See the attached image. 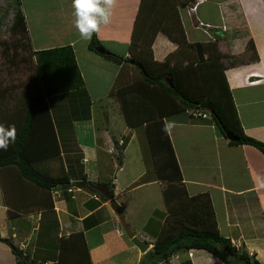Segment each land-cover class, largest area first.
Returning a JSON list of instances; mask_svg holds the SVG:
<instances>
[{"label": "crops", "instance_id": "1", "mask_svg": "<svg viewBox=\"0 0 264 264\" xmlns=\"http://www.w3.org/2000/svg\"><path fill=\"white\" fill-rule=\"evenodd\" d=\"M19 1L32 49L40 51L70 46L83 78L81 89L59 100L64 101L65 105L60 103L61 110L57 109V97L52 103L56 115L57 110L60 113L65 108L64 115L71 118V138L62 142L61 147L63 145L68 149L71 157L80 156L79 163L87 181L112 184L113 200L121 198L126 192L135 191L138 186L134 185L145 169L126 174V180L118 186L116 183L120 177L112 180L114 168L126 161L124 157L131 153L138 156V149L132 144L135 129L126 126L120 104L113 95L117 87L138 79V76L132 77V66L118 64L88 50L89 41L81 39L75 28L72 0ZM141 1L115 0L110 22L101 24L99 31L93 34L105 50L126 59L130 57L129 47ZM196 2V18L221 29L218 30L217 38L218 48L223 54L222 62L225 58H233V61L234 58L244 59L235 62L230 60L228 66L224 65V75L244 134L264 143V0H190L180 9L189 43L206 40L200 31L193 28L192 21L184 13L185 8ZM9 15L12 18L11 10ZM249 42L255 50L256 60L250 58L253 52L247 49ZM176 49L177 45L159 32L152 44L153 59L163 62ZM79 55L100 69L108 70L103 87L102 75L94 78V85L85 83ZM84 104L89 110L87 115ZM177 115L166 117L164 122L187 196L207 195L219 233L229 238L237 249L246 251L260 264H264V155L249 145L230 146L211 119L192 116L179 119ZM118 128L122 129V133L117 139L113 132ZM47 169L51 172L57 169V161L47 165ZM119 171L125 173L127 164H123ZM140 185L160 187L159 204L154 206L146 223L137 231L130 227L124 214L136 238L148 244L144 253L132 242L128 245L122 240L121 233L116 234L113 230L94 232L105 223L104 218H110L109 214L104 217L102 213L110 201L102 202L98 196L80 187L71 193L56 187L51 191L53 210L16 212L13 218L7 214L8 208L0 187V239L11 240L14 246L23 250L28 263L53 264L58 238L81 231L92 264H110L107 262L119 255L120 250L123 251L121 253L129 252L133 255V264H139L152 249L157 236L166 228L168 209L172 205L166 204L163 191H166L170 202L174 200L175 191H180L174 186L168 187L166 181L158 180L156 174ZM32 189L34 197L37 190ZM55 191L59 197L55 196ZM96 202H99L98 206ZM12 203L16 207L33 206L18 200ZM127 203L123 200L120 208L122 205L127 206ZM30 247L32 253L37 249L39 254L34 256L38 258L33 254L27 257ZM182 258L189 259L192 264H223L201 249L174 254L167 264H180ZM0 264H16V257L10 247L1 241Z\"/></svg>", "mask_w": 264, "mask_h": 264}, {"label": "trees", "instance_id": "2", "mask_svg": "<svg viewBox=\"0 0 264 264\" xmlns=\"http://www.w3.org/2000/svg\"><path fill=\"white\" fill-rule=\"evenodd\" d=\"M9 1L12 22L8 40L1 42L5 46L2 54L6 61L15 63L18 60L32 71L14 103L0 107V125L6 128L14 125L17 130L15 143L10 144L7 151L0 150V187L9 218L15 217L16 212L53 210L51 191L56 187L65 191L80 187L98 196L102 202L113 200L112 184L87 181L79 163L80 156L71 157L69 150L61 147L62 142L71 138V118L64 115L65 108L60 113L57 110L56 115L53 100L57 97V109L61 110L64 101L59 100L84 85L73 49L62 46L34 51L20 1ZM189 1L142 0L128 59L107 50L103 55L99 54L96 49L102 46L94 35L87 45L89 51L118 64L129 65L134 61L142 66L143 72L130 64L138 71V79L117 87L113 95L120 104L126 126L133 129L143 127L157 179L166 181L168 187L180 189L175 191L172 202L163 191L166 204L172 205L168 209L166 228L139 264H167L174 254L190 249L204 250L223 264H260L219 233L207 195L187 196L166 131V117L187 110H200L207 115L202 119H211L223 136L230 132L239 138L236 142L227 139L230 146L249 145L264 155V143L245 135L239 122L224 75L219 36L213 42L189 43L186 39L180 9ZM213 31L214 35L218 34V30ZM159 32L177 45L163 62L155 61L152 53V44ZM247 49H252V59L256 60L251 42ZM0 98L4 99L3 93ZM54 161H57V169L51 172L47 165ZM32 188L37 190L34 197ZM17 200L33 206L16 207L12 202ZM0 241L10 247L16 264H32L26 262L24 251L14 246L11 240ZM53 259V264H92L83 232L58 238ZM180 264L192 263L182 258Z\"/></svg>", "mask_w": 264, "mask_h": 264}, {"label": "rangeland", "instance_id": "3", "mask_svg": "<svg viewBox=\"0 0 264 264\" xmlns=\"http://www.w3.org/2000/svg\"><path fill=\"white\" fill-rule=\"evenodd\" d=\"M196 5H197V2L187 7V9L185 8L184 10L185 16L189 21H192L193 28L195 30L200 31L201 34L206 38L207 41L205 40V42H209V41L213 42L215 41V38L219 36L218 34L214 35L213 29H217V30H221V29L211 24L202 22L198 18H196L195 16ZM10 10H11L10 1L0 0V96H2V93L4 95V99L0 98V107L13 104L15 101L14 98H16L20 94L21 88L32 75V71L27 67V65L22 64L21 62H18V60H16L15 63L11 61L8 62L6 61L5 57H3L4 55L2 54V50H5V46H2L1 42L3 40H8V36H9L8 30L12 22V18H10V15H9ZM251 57H253V54H251L250 58ZM78 59L80 63V68L84 74L85 83L89 86L94 85V78H96V76L100 78V76L102 75L103 76L102 87H103L107 79V76H108V70L100 69L98 66L91 64L89 60H87L83 56L79 55ZM230 60L233 61V58H225L223 60L224 63L222 62L223 67L224 65L228 66ZM235 60L243 61L244 59L234 58L233 62H235ZM132 69H133L132 77H135V78L136 76L139 77L138 71L133 67ZM102 87L100 86V89H102ZM1 91H4V92H1ZM101 92L105 93L104 90H101ZM5 94H6V97H5ZM83 107L86 113L85 115L89 114V110L86 107V104H84ZM177 116H179V119H184L185 117L189 115L186 112H179ZM120 120L121 122H123L122 118H120ZM121 133H122V129L118 128L116 131L113 132V135H115V137L118 139ZM128 137L129 139L131 138L130 136ZM132 144L134 145L135 149H138V154H137L138 156L131 153L127 157H124L126 161L123 162L121 165L120 164L116 165V167L114 168V171L112 174V180L113 178L120 177L119 181L116 183L118 186L122 183L123 180H126V176L129 175L130 172L135 171L140 168H142V171L143 169H145V173L141 176L139 180H137L136 184L134 185V186H138V188L135 191H132L130 193L126 192L123 195L121 193L122 197L118 198L117 200H114L116 201L118 206L122 204L123 200L128 202L127 206H124V205L121 206V210L123 212V215L124 214L127 215L126 219L130 227L133 230L137 231L141 226H143L146 223L150 213L154 209V206L159 204L160 187L158 185L148 186V187H143L140 185V183L148 181L150 178H152L155 175L152 156L150 153L149 145H148L143 127L135 128V137L133 139ZM123 164L124 165L127 164V171L125 173H120L119 169L122 167ZM77 195L79 196V194ZM102 213L104 217H106L109 214L110 218H104L103 221H105V223L102 225V227L98 231H94V232L100 233L106 230H113L116 233V230H118L121 233V239L124 240L126 243L128 242L127 243L128 245H131L132 243H130L131 241L127 238L122 228V225L119 222V217L112 210V205L110 203L109 205H107L106 210H104ZM71 219L72 217L70 218V220ZM31 250L32 249L30 247L29 250L27 251L28 258H30L32 254L33 256L34 255L38 256L39 253L37 249H35L33 253ZM114 252L117 254L115 249H114ZM121 252L123 251L120 250L119 255H115L107 263L133 264V259H132L133 255L129 254V252L127 253H121ZM35 258H38V257H35ZM37 264H42V262L37 263Z\"/></svg>", "mask_w": 264, "mask_h": 264}, {"label": "clouds", "instance_id": "4", "mask_svg": "<svg viewBox=\"0 0 264 264\" xmlns=\"http://www.w3.org/2000/svg\"><path fill=\"white\" fill-rule=\"evenodd\" d=\"M114 5L115 0H72L76 18L74 24L80 38L90 41L92 35L99 31L101 24H108ZM16 139L17 130L14 125L8 128L0 125V150L7 151Z\"/></svg>", "mask_w": 264, "mask_h": 264}, {"label": "water", "instance_id": "5", "mask_svg": "<svg viewBox=\"0 0 264 264\" xmlns=\"http://www.w3.org/2000/svg\"><path fill=\"white\" fill-rule=\"evenodd\" d=\"M96 51L102 55L105 53V49L103 47L97 48ZM130 64L135 65L137 68H139V70L143 72L142 66L139 63H135L134 61H131ZM225 136L228 140L233 141V142H236L239 140L237 136L233 135L230 132H226ZM110 204L112 205V210L119 217V222L121 223L122 228L127 238L131 240V242L140 252L142 253L146 252L148 248V244L136 238L135 233L130 229L128 223L125 220V216L123 215L121 208L116 204V202L114 200H111Z\"/></svg>", "mask_w": 264, "mask_h": 264}, {"label": "built area", "instance_id": "6", "mask_svg": "<svg viewBox=\"0 0 264 264\" xmlns=\"http://www.w3.org/2000/svg\"><path fill=\"white\" fill-rule=\"evenodd\" d=\"M213 30H217V29H213ZM186 113H188V115L192 116V117H201V118H206L207 115L205 113H203L200 110H187ZM73 190H76V187H71L69 188L67 191L69 193L73 192ZM55 196L59 197V194L55 191L54 192ZM120 232L118 230H116V234H119Z\"/></svg>", "mask_w": 264, "mask_h": 264}]
</instances>
